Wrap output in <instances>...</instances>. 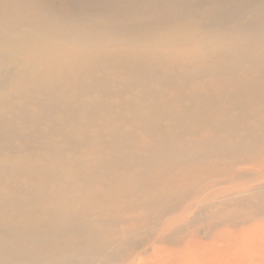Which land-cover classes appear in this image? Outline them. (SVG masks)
<instances>
[{"label":"rangeland","instance_id":"rangeland-1","mask_svg":"<svg viewBox=\"0 0 264 264\" xmlns=\"http://www.w3.org/2000/svg\"><path fill=\"white\" fill-rule=\"evenodd\" d=\"M260 4L264 5V0H0L1 36H12L15 31L20 35L21 33L47 34L55 31L59 36L51 38L52 41L59 42L56 45L42 41L25 42L20 40L22 36H18L20 46L27 45L29 53L1 58L0 103L16 104V100L10 96L23 87L33 85L31 81L15 79L16 74L27 68L22 64L24 61L31 60L39 64L34 70L35 74H53L60 93L67 94L69 98L74 95L73 83L79 78L84 80L89 75L109 78L113 82L109 91H116V88H121L125 84L130 62L138 58L143 59L145 56V61L157 64L161 71L172 70L175 66H179L177 70H182V67L189 68L190 65L198 62L197 59L204 61V66H207L211 49L210 40H213L217 34H222V38H226L227 34L231 35L227 31L223 33L218 30L221 27L223 30L232 29L240 19L257 21L259 16L253 14V9L260 7ZM236 8L241 12L240 14L230 16L229 19L221 22L220 14L225 13L227 9L229 10L227 12L236 11ZM214 22L220 28L215 27ZM69 38L72 41H66ZM49 60H51L50 66ZM225 77L221 78L227 83L222 93L224 96L233 94L232 98L236 102L233 106L241 107L249 104L252 108L259 106L253 104L252 100L258 95L264 96V66L259 64L254 69L241 74L238 83H233L231 77ZM84 81L86 84L89 82ZM146 87L149 91H159L160 95L155 101L159 110L166 111L168 106L178 108V96L174 90L160 89L158 84L152 82ZM210 88H214L213 83L201 82L195 87V93L202 95L211 91L212 94H216L217 88L215 90ZM77 97V104L81 108H85L89 103L101 101L100 94L96 91L91 92V95L85 93ZM227 100H218L213 114L209 115L210 112H206L203 119L209 120V124L218 122L223 118V108L230 105ZM122 102L126 103L123 110L119 107ZM105 103L111 111L107 114L98 112L89 125L84 124V112L81 109L76 114L78 123L61 126L62 131L71 136L79 138L80 134H87L91 140L85 147L74 152L75 154L66 152L61 160L52 163L54 168L61 167L62 162L84 157L89 162L84 164L82 171L88 172L91 163L100 157L97 152L98 147L93 142L96 135L94 127L97 128L98 125L116 126L128 130L136 135L140 145L148 146L163 140L169 143L172 150L176 148L174 146L178 142L173 140V122L159 121L163 134L144 133L140 130L141 120L148 116V111L139 89L135 88L129 94L122 96H110ZM130 110L136 112L135 118L128 117ZM119 111H122L123 122L118 118ZM237 111L238 109L231 108L228 116L234 118ZM248 112L251 110L248 109ZM64 116L61 113L52 114L48 121L39 125L41 131L48 126L51 128L55 126L52 134L45 136L43 134L34 139L31 137V143L57 148L61 142V133L58 131L60 126L57 124L61 119L67 120ZM126 119L130 120L128 124L125 123ZM184 125L190 132L196 131L197 128L198 131L181 137L178 141L182 143L222 138L227 146L230 145L229 131L212 135L213 132H209L207 127L200 128L192 118H187ZM22 143L21 140L14 139L11 152L0 151V164L10 165L13 168V170L9 168V171L1 175V198H10V192L16 186L24 189L31 185L25 175L11 176L14 169L41 164L42 158L46 155L44 148L21 151L19 146ZM244 148L234 156L226 157L227 159L209 157L206 160L190 159L176 163L168 157L165 163L156 161V167L149 170L138 168L130 172L111 173L112 175L109 176L111 181L103 179L104 182L109 183L104 188L97 184L86 186L83 197L77 196L65 206L64 211L79 210L82 216L80 221L85 223V226L88 222H94L97 216L115 222V224H107L103 229L102 240L107 242L106 251L112 253L109 254L111 258H107L106 262L93 258L91 264H264V200H254L250 203V199L246 198L243 203L230 202L228 206H220L216 200L212 201L211 206L202 205L205 197L212 192L243 193L250 188L264 186V142L251 146L244 145ZM198 150V147L193 149L194 152ZM110 155L105 152L103 157L108 158ZM145 156H147L145 151L137 149L130 154L128 160H139ZM66 173L67 169L64 167L59 178H65ZM216 183H219V186L215 185ZM211 184L215 185L214 188L209 187ZM54 189L56 191L64 189L61 180L59 185H54ZM31 190L30 194L33 197L30 199L31 211L34 209L41 211L46 207L47 202H52V194L46 199H40L35 197L40 190L38 188ZM162 192H175L172 208H155L150 213V221L145 225V221L140 219L144 214L138 212L135 215L140 219L139 225L142 226L138 233L115 240L107 239L121 219L122 211L124 214L135 205L150 202L153 196ZM196 192H201V197H195ZM17 199L25 200V197L19 195ZM4 208L5 206H1L0 226L21 227L28 220L35 221L41 216L29 215L25 207H23L24 211L18 214ZM83 224L75 223L70 227L80 231ZM85 229L88 231V227ZM49 239L53 240V238ZM69 239L71 236H66L64 241Z\"/></svg>","mask_w":264,"mask_h":264},{"label":"bare ground","instance_id":"bare-ground-1","mask_svg":"<svg viewBox=\"0 0 264 264\" xmlns=\"http://www.w3.org/2000/svg\"><path fill=\"white\" fill-rule=\"evenodd\" d=\"M260 5L262 7L252 8L253 14L259 16L257 21L250 19L243 21L240 19L237 20L234 28L224 30L222 27L218 30L217 28H220V26L214 22L215 27H217H214L216 30L223 33L227 31L231 35L227 34L226 38H222V34H217L213 37V40H210L209 62L206 63L208 67L204 66V61L197 59L198 62L190 65L189 68L183 69L182 67V70H177L179 66H175L172 70L161 71L158 69L157 64L145 61V56L143 59L138 58L130 62V69L127 71L124 80L125 84L121 88H116V91L113 92L109 91L113 85L112 80L104 76L96 77L89 75L84 78V80L89 81L87 84L83 78H79V80L73 83L75 87L74 95L69 98L67 94L62 95L60 93L59 85H57L56 80L54 81L53 74H35L34 70L39 67V64L31 60L24 61L22 64L27 68H23L21 73L16 74L15 79L20 78L25 82L31 81L33 85L23 87L10 96L16 100V104L12 102L6 104L0 103V151L11 152L13 150L12 141L17 139L23 142L19 146L21 151L44 148L46 155L42 158L41 164L14 169L11 176L25 175L31 185L22 189V187L18 188L15 185V181L14 185L16 187L13 186L10 198H1L0 195V210L1 206H5V210L11 209L14 214H18V212L24 211L23 207H25L26 213L29 215L36 214L41 216L35 221H31L32 219L28 220L21 227L13 225L0 226V264H91L93 258H99L101 262H106L107 258H111L109 254L112 253L106 251L107 242H103L102 240L104 235L103 229L107 224H115V222L100 219L101 217L97 216L94 222H88L85 226V223L83 224L80 221L82 216L79 210L64 211L65 206L76 199L77 196L83 197L86 186L97 184L99 187L104 188L109 183L104 182L103 179L111 181V177H109L112 175L111 173L130 172L138 168L149 170L156 167V161L165 163L168 157L172 158V161L176 163L189 161L190 159L206 160L209 157L211 159L214 157L223 159L234 156L235 153L244 148V145L251 146V144H261L264 142V96L258 95L253 98L252 103L259 104L256 108H252L250 104L241 107L233 106L236 104L232 98L233 94H230L231 96L225 95L227 98L223 95L222 89L227 86V83L221 80L223 76H226L231 77L233 83H238L241 74H245L259 64L264 66V5ZM227 10L225 13L220 14L222 15L221 22L229 19L228 17L230 16H237L238 13H241L238 9L236 11L232 10V13L227 12ZM18 36H22V38L20 39ZM56 36L57 33L55 31L47 34L32 33L31 35L23 33L20 35L18 31H15L12 36H1L0 30V76L1 58H5V56L16 57L15 54L29 53L27 45L21 47L17 38L25 42L28 40L35 43L42 41L56 45L59 42L57 40L52 41L51 39L59 37ZM69 40L71 38L66 39V41L70 42ZM30 44L32 45L33 43ZM51 60L48 61L49 66L51 65ZM205 81L214 84V88L210 89L215 90L217 88L216 94H212L211 91L208 94L202 95L195 93V87ZM149 82L158 84L160 89L174 90L178 96V108L168 106L166 107V111L159 110L155 105V101L160 95L159 91L147 90L146 85ZM135 88L139 89L142 100L147 104L148 111V116L141 120L140 130L144 133L152 134L155 132L156 134H163L160 130L159 121L169 120L173 122V140L178 142L174 146L176 147L174 150L171 149L169 143L163 140L156 141L157 143L153 142L148 146L144 144L140 145L136 135L128 130L116 126L105 127L104 125H98L97 128L94 127L96 135L93 142L98 147L97 152L100 157L97 161L91 163L88 172L82 171L84 164L89 162L84 157L62 162L61 167L58 166L59 168L52 166V163H57L55 161L61 160L66 152H77V150L85 147L91 140L87 134H80L79 138L71 136L62 131L61 126L78 123L76 114L81 109L84 112V124L89 125L94 121L98 112L107 114L111 111V108L107 107L105 103L108 97L129 94ZM95 91L100 94V102L89 103L85 108H81L77 104V96L85 93H90L91 95V92ZM223 99H228L227 101L230 104L229 107L223 108V118L215 124H209V120L203 119L205 113L210 112L209 115H212L214 108L218 105L217 101H223ZM125 104V102H122L121 106H119L120 109L123 110ZM231 108L238 109V113L234 118L228 116ZM248 109L251 112H248ZM57 113L64 114V118L67 119H61L57 124L60 126V130H58L61 133L60 145L57 148L54 146L43 147L39 145L40 143L33 145L32 143L35 142L31 143V137L34 139L37 136H43V134L44 136L45 134H52L55 126L52 128L48 126L44 131H41L39 130V125L48 121L52 114L55 115ZM117 115L119 119H123L122 111H119ZM127 115L132 119L136 117V112L130 110ZM187 118L194 119L200 128L207 127L209 132H213L211 133L212 135L222 131H229L230 140L228 142H230V145L227 146L225 140L222 138L202 139V141L193 143L178 141L181 140V137L198 131V128L196 131L191 130V132L186 128L184 121ZM129 121V119H126L125 123L128 124ZM246 122H249V124H246ZM164 138L162 137V139ZM195 147L199 149L197 152L193 151ZM137 149L145 151L147 156L139 160L133 159L129 161L128 157ZM105 152L111 155L105 158L103 157ZM64 167L67 169V176L59 178L60 172L64 171ZM9 168L11 169L12 166L0 164V178L1 175L9 171ZM235 176L234 178H236ZM59 180H61L64 187L62 191L54 189V185H59ZM218 184L216 183L215 185ZM215 185L211 184L209 187L214 188ZM31 188H38L40 190L36 194V198L46 199L51 194L53 196L51 198L52 202H47L46 207L41 209L42 212L39 209L32 210L34 212L31 211L30 199L33 198L32 194H30ZM174 193H159L153 196L150 202L135 205L124 214H122V211L120 214L121 219L117 222V226L111 234L107 236V239L115 240L122 236H131L138 233L142 227L139 225L140 219L145 221V225L150 221V213L155 208H172V204L175 202ZM200 194L201 192L197 193V195L195 194V197L200 196ZM19 195H24L25 200L17 199ZM252 195L255 197L252 198ZM246 198L250 199V203L254 200H264V186L253 187L243 193L212 192L205 197L202 205L205 207L211 206L212 201L215 202L217 200L220 206H228L230 202L232 204L243 203V200ZM60 199L62 200L60 201ZM198 207L200 206L198 205ZM138 212L144 214L143 218L139 219L136 217L135 214ZM128 213L130 215L127 216ZM75 223L83 224V228L80 231L72 229L70 225ZM86 227H88V231L85 229ZM168 227L170 228L169 225ZM168 227L167 230H169ZM66 236H71V239L64 241ZM49 238H53V240Z\"/></svg>","mask_w":264,"mask_h":264}]
</instances>
